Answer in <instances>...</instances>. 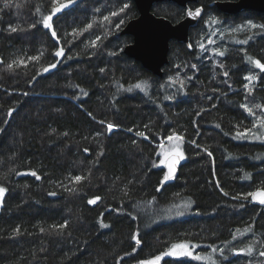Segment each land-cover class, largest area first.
<instances>
[{"label":"trees","instance_id":"obj_1","mask_svg":"<svg viewBox=\"0 0 264 264\" xmlns=\"http://www.w3.org/2000/svg\"><path fill=\"white\" fill-rule=\"evenodd\" d=\"M215 1L188 5L202 7V16L187 44L169 42L168 63L157 77L122 51L131 37L118 33L137 16L132 0H59L68 4L53 22L59 44L37 23L49 14L51 0H7L8 7L0 0V186L7 189L0 206V264H116L120 257V264H138L179 243L191 245L194 253L165 256L160 264H210L195 258L208 254L215 264H264L258 255L264 250V206L250 197L233 198L264 186V141L251 133L236 136L246 129L262 131L256 119L261 109L254 107L252 116L240 105H264V75L245 59L264 63V29L248 24H264V14H224ZM124 2L129 9L103 21ZM185 10L168 1L151 9L172 23ZM211 36L213 52L201 49ZM58 47L63 57L54 56ZM31 56L38 59L28 60ZM17 59L27 66L7 70ZM250 70L260 80L246 100L243 77ZM169 77H179L184 87ZM108 122L118 125L110 134ZM173 133L183 137L186 158L176 176L163 182L158 145ZM70 175L88 179L74 184ZM96 196L101 200L89 205ZM66 220L62 232L52 227ZM101 220L109 227H101ZM17 226L20 234L14 233ZM137 231L141 245L125 256L136 247L131 236Z\"/></svg>","mask_w":264,"mask_h":264},{"label":"snow or ice","instance_id":"obj_2","mask_svg":"<svg viewBox=\"0 0 264 264\" xmlns=\"http://www.w3.org/2000/svg\"><path fill=\"white\" fill-rule=\"evenodd\" d=\"M71 2H72V0H68V3H71ZM8 6H9V3L6 0L5 7H8ZM67 6L68 5L65 4V3H59V0H51V9H50L49 14L41 15L39 20L37 21V23H39L44 29L50 31L51 37L54 40H56L57 44H59V38L57 36V31H56L54 23H53L54 22V18L59 13H61L62 10H64ZM129 8H130V4L127 3V2H124L122 4V6L119 8L118 12L117 11H113L109 15L103 16V21H106V22L110 23L111 22L110 21V17L118 16L120 13H124ZM202 10H203L202 7H196L194 10L193 9H187L186 10V15L189 18H193L194 19V18L199 17L201 15ZM39 11L40 10L37 9V12H39ZM122 24H124V20L123 19H121L119 21V23L115 25V27L118 29ZM248 24L253 29H255L257 27H259L261 29H264V24L257 25L255 23H253L252 21H248ZM36 26H37V24L34 23V24L29 25V28H35ZM90 28H92V24L91 23L87 24L84 30L86 31L87 29H90ZM9 30L11 32H16V31H18V26L14 27L12 25H9ZM73 31L75 32L76 30L74 29ZM233 31H236V29H233ZM213 35H215V33H213ZM100 39L101 38L99 36H97L96 39L91 42V47L95 48L97 46V41H99ZM239 42L244 44V43H247L248 41L247 40H243V41H239ZM212 43H214V41L212 39H209V44H212ZM189 47H191V45H189ZM204 47L205 46L203 44L200 45L201 49H204ZM214 52L216 54L220 55V56H224L225 55V52L224 51H220L219 49H214ZM110 54L111 55H116L115 52L110 53ZM54 56L55 57H63L64 56V48L63 47H58L57 50L54 52ZM37 59H38V57H36V56L28 57V60H32V61H35ZM245 59L247 60V62L249 64H251L254 67V69H259L260 73L262 75H264V63H262L260 59H255L254 57L249 56V55H245ZM0 63H2V61H0ZM58 63H59V61H57L56 63L49 64L48 67L44 68V71L47 72L50 69L56 68ZM21 65L27 66V62L25 60H23V59H17V60H13L12 62L8 63L6 67H7V70L12 71V70H14V66L15 67H20ZM219 67L223 68L224 65L221 64V65H219ZM192 68H196V65L193 64ZM100 71L104 72L105 70L103 68H101ZM223 75L225 77H227L229 75V73L227 71H224ZM169 80H171L172 83H179L181 88L184 87V81L180 80L179 77H177L175 80H173L172 77H169ZM243 80L245 81V83L243 84V88L245 89V92H246L245 99L247 100L248 96L253 94L254 89H255V83L259 82L260 76H257L255 74H253V72L250 70L249 73L243 77ZM135 87L139 89V88H141V84L138 83V84L135 85ZM80 91L84 95H87V93L84 92L83 89H80ZM128 91H131V89L129 88ZM164 99L165 100H172V99H174V97L165 96ZM240 107L244 108L246 110V112L249 115H252V116H256V113L253 111L254 107L261 109V115L260 116H256V119H257V123L259 124V127L261 129H264V105H253L252 107H250L247 103H245V104L240 105ZM13 111H14V109L9 108L8 112H7V116H11ZM201 111H203V110H201ZM199 114L200 113H197V115H199ZM89 116H92V114L89 113ZM93 119H94V117H93ZM5 123H7V121H5ZM99 123L101 125H105V121H103V120L99 121ZM145 127H148V126L145 125ZM216 127L219 128L220 125L217 124ZM253 127L255 128L256 124H254ZM116 128H118V125H116V124H113L111 122H108L106 124V130H107V132L109 134L111 132H113ZM129 131H131V129H129ZM53 132H55V129H53ZM248 133H251L256 139H264V133L257 134L256 132H252L251 129H246L244 132L237 131L236 132V136L238 138H244V137L247 136ZM63 135L67 136L68 133L65 132ZM101 135H103V133H101V132H97L96 133V136H101ZM136 135L140 136V137H143L145 139L148 138L145 135L144 132L138 131L136 133ZM167 139L169 141H172V140H176V141H179V142L183 141V137L180 136V135H176L175 133L169 135L167 137ZM133 143H135V141ZM191 144H193L198 149L201 148V145L197 144V142L195 140H192ZM84 151L87 152L88 149H85ZM203 151L206 152L209 157H212V155H213L212 152L209 151L207 148H203ZM100 154L102 155L103 153L101 152ZM163 156H164V159L160 161V164L164 165L167 168V172L163 176V182H167L168 180L174 178V174H175V170H176L177 165L180 163V161L184 160L186 158V156H185V153L180 149V145L179 144H177L175 146V150L172 151V152L163 151ZM155 166L156 165L154 164V167ZM12 171H15V170L13 169ZM31 175L36 177V179H40V176H38L35 171H32ZM87 179H88V176H86V175H75V176H71L70 175V182L74 183V184H79L82 181L87 180ZM66 190L67 191H75L76 189L75 188H66ZM157 190L159 191L160 189L158 188ZM6 192H7V189L4 186H0V205H2V203H3V198H4L5 194H6ZM49 194L50 195H55L56 193L52 192V193H49ZM125 194H127V193H125ZM224 195L227 196L228 193L224 192ZM249 197L251 198V200L253 202H258L259 204L264 205V186L257 187L253 191L240 194V196L233 197V198L234 199L248 200ZM100 200H101V197L96 196V197H94L92 199H89L87 201V203L89 205H96ZM241 206H243V205H241ZM190 207H191V201L189 200L188 202L185 203L184 210L186 211ZM183 214H184L183 211L177 212V215H183ZM133 219H135V217H133ZM52 227L55 228V229H58V230H60L62 232L64 229H66L68 227V221L66 220L63 223H61L59 225H53ZM101 227L107 228V227H109V225L108 224H104L103 221L101 220ZM20 231H21V229H20L19 226H17V228L14 229V233L15 234H20ZM40 231L43 232L44 229L41 228ZM131 240L134 241L136 247H133L132 253H125V256L132 255L133 253H135L137 251L138 247L141 245V238H140V235H139L138 231L136 233L132 234ZM190 247H191V245H189L187 243L172 244L171 245V249L169 251L162 252L161 254L156 255L154 258L149 259V260H140L138 262V264H160L162 258L165 257V256H172V257L191 256L192 252L190 251ZM41 250H43V249H41ZM247 251H248L249 254H251L253 249L251 247H249L247 249ZM212 252L213 253L216 252V249L213 248ZM221 254H222V250H221ZM258 255L260 257L264 258V250L259 251ZM195 258L196 259H208L210 261V264H215V261L212 260V258L210 256L209 257H199V256H197ZM123 259H124V257H120L116 261V264H120V262Z\"/></svg>","mask_w":264,"mask_h":264},{"label":"water","instance_id":"obj_3","mask_svg":"<svg viewBox=\"0 0 264 264\" xmlns=\"http://www.w3.org/2000/svg\"><path fill=\"white\" fill-rule=\"evenodd\" d=\"M132 1L137 9V16L128 20L118 33L131 37V42L126 44L122 51L127 57L139 62L153 75L161 77L162 68L168 63L169 42L174 40L187 44L189 30L198 23L202 13L193 19L189 18L185 11L182 19L172 23L168 19L152 13L151 9L154 3L168 1L186 7L190 3H196L197 0ZM214 6L219 12L228 15L237 14L242 10L264 14V0H218L214 2ZM262 140L264 141V139ZM182 163L183 160L177 165L174 177ZM163 169L166 173L167 168L164 165Z\"/></svg>","mask_w":264,"mask_h":264},{"label":"rangeland","instance_id":"obj_4","mask_svg":"<svg viewBox=\"0 0 264 264\" xmlns=\"http://www.w3.org/2000/svg\"><path fill=\"white\" fill-rule=\"evenodd\" d=\"M68 5V4H67ZM213 35V33L211 34ZM209 39H212V36L209 38ZM209 39L207 40V42L205 44H203L205 46V48H208L210 51H212V48H213V43L212 44H209ZM213 52V51H212ZM261 130V129H260ZM264 129H262V131H258L257 133L260 134L261 132H263ZM179 144L180 145V149L182 150V142H179V141H176V140H172V141H169L168 139L164 140L163 142H161L159 145H158V150H157V164L159 166H162V164H160V161L164 159V156H163V151H169V152H172L175 150V146ZM258 203V202H257ZM261 205V204H260ZM1 206V205H0ZM264 206V205H262ZM190 251L192 252V254L194 253L193 252V248L190 247ZM246 250L245 249H242L238 252L240 253H243L245 252ZM248 252V251H247ZM234 253H237V252H234ZM210 255H203L201 257H209ZM152 259V258H151ZM149 260V259H148ZM205 260H208V259H205ZM209 261V260H208Z\"/></svg>","mask_w":264,"mask_h":264},{"label":"flooded vegetation","instance_id":"obj_5","mask_svg":"<svg viewBox=\"0 0 264 264\" xmlns=\"http://www.w3.org/2000/svg\"><path fill=\"white\" fill-rule=\"evenodd\" d=\"M217 1H218V0H217ZM222 1H223V0H222ZM190 4H193V3H190ZM188 5H189V4H188ZM188 5L185 7L186 10L190 8V7H188ZM194 8H195V7H194ZM190 9H193V8H190ZM186 10H185V11H186Z\"/></svg>","mask_w":264,"mask_h":264}]
</instances>
